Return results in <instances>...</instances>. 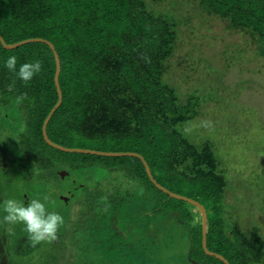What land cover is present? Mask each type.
I'll return each mask as SVG.
<instances>
[{
  "label": "rangeland",
  "instance_id": "374dc122",
  "mask_svg": "<svg viewBox=\"0 0 264 264\" xmlns=\"http://www.w3.org/2000/svg\"><path fill=\"white\" fill-rule=\"evenodd\" d=\"M209 2L214 3L212 0ZM256 2L264 6V0H256ZM167 3L168 1L165 4ZM126 6L127 4L121 15L119 10H116L114 24L107 30L113 33V43L98 45L102 39L100 36L90 48L87 44L84 45L90 51L91 58L86 64L87 75L82 81L85 87L83 101L80 103L83 118L76 115L78 109L70 116V106L61 104L48 123L47 139L44 135V123L56 104L52 107L44 92L41 95L34 92V86L42 75L38 73L30 82H23L17 78L13 81L11 77L15 75L0 62V167L8 171L4 174L0 172L1 198L24 197L26 194L30 199L47 198L48 210L58 212L64 218V223L57 234L62 236L64 244L58 245L57 248L51 247V242L32 247L22 227L8 228L0 221V264H48L47 261L55 255L59 259L55 264H69L66 262L67 256L73 257L76 260L75 264H79L70 244L67 248V242L72 241V247L78 248V243L83 245L86 242L88 230L83 226V221L86 219L85 212L77 202L92 197L98 202L94 210L104 228L102 231H94L87 240L89 239L92 244L94 242L104 244L105 238L117 239L119 236L116 232L117 228L111 223L120 225L123 246L117 255L106 253L105 258L109 264H196L195 262H198L196 259L192 260L195 254L189 238L195 235L198 238L201 223L199 210L185 201L171 197L153 185L150 180L149 182L139 158L113 154L138 153L124 150V146L136 147L144 144L150 146L161 140L167 143V146H163L160 150L158 160L166 165L175 141L167 135L161 121L150 119L148 113L147 117L139 121L138 129L132 130L131 127L124 136H117L111 132H106L102 136L95 135V141L83 138L78 132L79 129H84V116L85 112L91 109V101L107 102L102 94L104 87L112 80L100 72V62L110 55L131 56L135 48L147 50L151 41L142 39H146V35H149L150 40L155 41L161 34L160 25L157 28L156 25L154 26L153 35L149 28L151 25L143 24L139 28L134 26L130 14L128 15L129 6L127 8ZM161 8L163 9L162 5ZM232 10L230 6L221 8L222 13ZM177 14L190 18V21L182 22L179 26L180 31L178 29L180 34L178 41L181 45L176 46L177 58L174 59L171 67L170 82L180 87L183 94L197 92L196 88L200 86L199 94L205 84L212 85L232 107L228 111L224 110L216 119L213 117L210 128L214 130L212 135L218 149L223 146L229 150L228 143L232 142L230 155L227 156L232 162L231 166H228L231 173L228 182L233 189L232 195H240V201L233 196L235 202L247 211V220L244 219L246 222L242 228L252 225L250 222L253 217L257 219L256 224H259L261 231L264 232V201L256 196L260 188L251 179L254 171L262 174L264 170V142H262L264 139L261 138L264 132H259L257 126H254L259 122L264 123V58L254 55L251 50L247 52V43L251 49L248 36L235 33L234 30L228 34L227 23L223 18L216 14L204 13L198 1L179 7ZM118 20L120 22L115 23ZM136 20L138 23V17ZM259 21L263 24L261 30H264V17ZM240 49L245 50L241 55H239ZM6 50L11 53L9 49ZM22 63L27 62L20 59V64ZM130 75L128 67L123 76L128 80ZM18 83H24V86L29 88V92L12 94L8 91L9 85ZM44 85L43 82L41 86ZM107 106L113 107L110 103H107ZM237 108H243L245 111H239ZM252 111L254 117L251 115ZM201 123L206 125V122ZM221 127L227 128L221 132ZM107 137H114L120 144L114 140L105 141ZM49 141L64 149L106 154L68 152L53 147ZM235 164L237 166H234ZM246 164L249 168L244 167ZM114 171L121 173L118 172L120 175L115 176ZM64 172H68L70 177L65 176L63 179ZM127 178L130 179V185H126ZM136 179L139 182H136ZM74 180L79 186L76 193L73 192L75 196L70 198L72 202L67 205L60 196L74 190ZM251 182L255 186H251ZM146 185L149 186L145 188ZM166 189L191 199H194L193 196L197 197L181 183H170ZM261 192L264 193V190ZM172 205L173 209L167 208ZM165 208L170 209L168 213L165 212ZM189 212L192 216L195 215V220ZM188 214L190 216L187 220L193 222H191L192 227L189 226L187 229L186 225L184 226L186 222L182 221L181 217H186ZM73 220L81 224L77 233L72 231ZM196 222L199 224L197 225ZM210 243L209 247L212 244ZM111 248L117 251L115 243H111ZM196 249L201 263L206 260V264H223L207 253H202L200 244L199 248L195 246ZM222 253L221 250V255ZM89 254L93 255L95 260H99L102 256L100 251H96L95 254L91 251ZM70 257L69 259H72Z\"/></svg>",
  "mask_w": 264,
  "mask_h": 264
},
{
  "label": "trees",
  "instance_id": "16d2710c",
  "mask_svg": "<svg viewBox=\"0 0 264 264\" xmlns=\"http://www.w3.org/2000/svg\"><path fill=\"white\" fill-rule=\"evenodd\" d=\"M166 1H168L167 4H165ZM195 1H198L204 13L216 14L223 18L227 23L228 34L234 30L235 33L247 35L251 48L249 49L247 43V52L251 50L254 55L264 58V30H261L263 24L259 21L260 18L264 17V6L256 0H212L214 3H210L209 0H0V33L8 44L28 38H43L53 43L61 60L62 104L70 106V116L74 112L76 113L78 109L76 115L83 118L80 103L83 101L82 96L85 91L82 81L87 75L86 64L91 58L88 48L100 36L102 39L98 45L113 43V33L107 32V30L114 24L116 10H119V15H121L127 4L129 6L128 15L130 14L129 17L133 25L137 28L143 24L151 25L149 27L151 28V35L154 34V26L156 25L157 28L160 25L161 34L156 39L157 41L150 40L149 35H146V39H142L143 41H151L147 50L135 48L131 56L125 54L110 55L100 62V72L111 78L113 83L109 82L104 87L102 96H105L107 102L91 101V109L85 112L84 129H79L78 132L83 138L95 141V135L102 136L106 132H111L117 136H124V133L131 127H133L132 130L138 129L139 121L143 117H147L148 113H150V119H159L167 131V135L175 141L166 165L158 160L160 150L163 146H167V143L161 140L150 146L145 144L136 147H132L133 145L124 146V150L141 153L148 162L156 181L165 188H168L173 182L181 183L185 189L197 195L193 198L206 208L208 214V249L219 254L222 250V255L230 264H264V232L261 231L260 225L256 224L257 219L253 217H251L250 222L252 225L249 224L245 229L242 228L246 222L244 219L247 217V211L235 202L234 198L239 200L240 195H232L233 189L228 182L231 178L228 166H231L232 162L227 156L230 155L232 142L228 143L229 150L223 146L218 149L212 135L214 130L210 128L213 117L216 119L224 110L228 111L232 107L228 105L227 100L218 94L217 88H213L212 85L207 86L209 84H205L206 87L204 86L203 91L199 94L200 86L196 88L197 92L183 94L180 87L170 82L171 67L174 59L177 58L175 55L176 46L181 45L178 41L180 35L178 29L182 22L188 23L190 21V18H186L182 14L178 15L177 11L179 7ZM220 6L221 8L230 6L233 10L222 13ZM137 17L138 23L136 22ZM119 22L118 20L115 23ZM146 30L149 33V29ZM85 44L88 45V48L84 47ZM254 47L256 49H253ZM10 51L11 53L0 43L1 63L13 55L17 57L19 65L20 59L27 63L35 61L41 63L40 74L42 76L36 82L34 92L39 95L44 92L54 107L58 101L54 82L56 61L50 47L42 42H32ZM241 52H245V50L240 49L239 55ZM128 67L131 75L127 80L123 74ZM11 78L16 81L15 76ZM43 82L45 85L41 86ZM9 86L8 91L12 94L29 92V88L25 87L24 83ZM107 103L112 104L113 107H108ZM237 109L245 111L243 108ZM251 115L254 117L253 111ZM201 122H206V125ZM254 126H257L259 132H264L263 122ZM226 128L221 127V132ZM261 138L264 139V135ZM106 140H114L120 144L114 137H107ZM96 142L98 143V141ZM248 159L247 157L246 160ZM244 167L249 168L247 164ZM143 170L149 181L144 165ZM262 171V174L254 171L251 179L260 188L256 196L264 201V193L261 192L264 190V170ZM118 172L114 171L117 174L121 173ZM141 178L143 179V177ZM254 183L251 182V186H255ZM126 185H130L128 178ZM148 186L146 185L145 188ZM120 193H122L121 190ZM77 203L85 212L86 219L83 221V226L88 230L87 237L92 235L94 231H102L104 226L100 224L94 210L98 204L96 198L80 200ZM148 208L147 206L146 209ZM167 208L173 209V205ZM169 210L165 208L166 213ZM189 213L191 215V212ZM190 215L180 216L182 221L186 222L184 226L186 225L187 229L189 226L192 227L191 222L193 221L187 220ZM169 217L171 216L167 218ZM191 217L193 220L196 219L195 215H191ZM201 223L198 238L196 235L189 238L192 243V251L195 254L192 260H198L195 262L196 264H206V260L201 263L197 249L195 250V246L199 248L200 244L201 252L205 253L202 247ZM111 225L117 228L116 232L119 234L117 239L108 240L105 238L104 244L99 242L92 244L86 237V242L83 245L77 242L79 248L72 247V241L67 242V248L70 244L73 253H75L74 257L78 259L79 264H109L105 258L106 253L113 255L119 253V249L123 246L120 225L119 223L114 225L113 222ZM71 227L73 233H77L81 224L77 220H73ZM62 241V236H57L56 242H51V247L57 248L58 245L64 244ZM209 242L212 243H210L212 245L210 247ZM111 243L116 244L117 251L112 250ZM215 246L218 248H214ZM91 251H94V254L96 251H100L102 253L101 258L95 260V257L89 254ZM69 257L67 256L66 262L75 264L76 260L73 257L69 259ZM58 261L59 259L55 255L47 263L55 264Z\"/></svg>",
  "mask_w": 264,
  "mask_h": 264
},
{
  "label": "clouds",
  "instance_id": "9594fccd",
  "mask_svg": "<svg viewBox=\"0 0 264 264\" xmlns=\"http://www.w3.org/2000/svg\"><path fill=\"white\" fill-rule=\"evenodd\" d=\"M17 65L18 60L14 55L3 61V67L23 82H30L42 70L39 61L22 63L19 67ZM70 198L67 205L71 201ZM46 201L47 198L44 200L28 198L26 203L25 197H9L7 199L2 197L0 198V221L8 228L22 227L32 247L54 243L58 231L64 223V218L58 212L49 211Z\"/></svg>",
  "mask_w": 264,
  "mask_h": 264
},
{
  "label": "water",
  "instance_id": "95a60500",
  "mask_svg": "<svg viewBox=\"0 0 264 264\" xmlns=\"http://www.w3.org/2000/svg\"><path fill=\"white\" fill-rule=\"evenodd\" d=\"M32 42H42V43L47 44L50 47V49L53 51V54H54V57H55V61H56V71H55V75H54V82H55L56 90H57V93H58V101H57V104L55 105V107L53 108V110L51 111L48 119H46V121L44 123V135H45V137L47 139V126H48V123H49L50 119L52 118V116L54 115V113L56 112V110L59 108V106L63 102V93H62L61 86H60L61 60H60L59 54L56 51L55 46L53 45V43L50 42L47 39L31 38V39H25V40H22V41L13 43V44H8V43H6L5 39L3 38V36L0 33V43L2 44V46L5 49H9V50L17 49L18 47H21V46H23L25 44L32 43ZM49 143H51V145L53 147H55V148H58V149H61V150H64V151H68V152H87V153H92V154H96V155H104V154H106V153H103V152H96V151H92L91 152V151L77 150V149H70L69 150V149L61 148L58 145H55L54 143H52L51 141H49ZM113 154L117 155V156H134V157L139 158L141 160V162L143 163L144 169L146 171V174H147L149 180L151 181V183L153 185H155L158 189L164 191L165 193H167L171 197H174L175 199H179V200L185 201L188 204L196 207V209H198L199 212H200V217H201V222H202L201 223V225H202V247H203L204 252L207 253L209 256L218 259L219 261L223 262L224 264H230L229 261L223 255H221L219 253H216V252H211L208 249V245H207V223H208L207 221H208V214H207L206 208L199 201H197L195 199H191V198L185 197V196H182V195H179V194H176V193H171L168 189H166L161 184H159V182H157L156 179L154 178L153 173L151 171V168H150L148 162L145 160V157H143L141 154L133 153V152H130V153H125V152L122 153L121 152V153H113ZM68 175H69L68 172L67 173L64 172L63 179H64L65 176H68ZM60 199L64 200L66 203L69 201V198L65 197L64 195L60 196Z\"/></svg>",
  "mask_w": 264,
  "mask_h": 264
},
{
  "label": "flooded vegetation",
  "instance_id": "af4514ba",
  "mask_svg": "<svg viewBox=\"0 0 264 264\" xmlns=\"http://www.w3.org/2000/svg\"><path fill=\"white\" fill-rule=\"evenodd\" d=\"M1 162H4V161H1ZM9 169H10V167H9ZM0 172L1 173H6V172H8L6 169H2V167H0ZM115 174V176H118V175H120V174H117V173H114ZM69 177H70V175H68ZM1 183V182H0ZM73 183L75 184V187L73 188L74 190L73 191H69V192H67V194L66 195H64V196H66V197H73L74 195V191H77V188H78V186L76 185L77 184V181L76 180H74L73 181ZM1 188H2V185L0 184V198H1V195H2V193H1ZM25 193V192H24ZM26 194V193H25ZM24 197H25V201H26V203H27V200H28V198H29V195L28 194H26V195H24ZM67 204V203H66Z\"/></svg>",
  "mask_w": 264,
  "mask_h": 264
}]
</instances>
